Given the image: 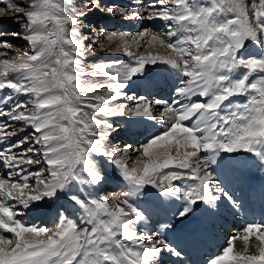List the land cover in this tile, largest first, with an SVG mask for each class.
Returning a JSON list of instances; mask_svg holds the SVG:
<instances>
[{
  "label": "snow or ice",
  "instance_id": "6c2138e0",
  "mask_svg": "<svg viewBox=\"0 0 264 264\" xmlns=\"http://www.w3.org/2000/svg\"><path fill=\"white\" fill-rule=\"evenodd\" d=\"M85 7L126 20H162L165 31L100 29L107 41H119L115 51L129 61L86 64L90 51L105 45L86 43L82 29L88 13L73 6V0H29L27 6L9 0L7 9L19 14L11 19L24 29L22 39L29 50L0 59V91L10 90L0 97V167L8 170L0 178V264H159L163 252L179 259L183 253L162 232L155 233L156 239L137 232L145 214L133 199L151 186L182 202L175 215L183 219L200 202L216 208L221 197L239 206L212 170L222 154L248 153L264 171V0H136L126 7L86 0ZM4 14L0 9V16ZM8 35L21 33H0ZM249 42L259 49L258 56L245 54ZM155 46L170 54H141L142 48ZM11 47L0 39V49ZM8 55L0 51V57ZM157 63L178 72L175 98L168 102L129 96L124 91L128 82L147 64ZM100 77L106 81L90 79ZM122 97L139 103H112ZM154 105L161 106L156 111L163 133L122 150L139 154L136 166L128 167L119 151L102 148L113 125L96 114L127 113L156 121ZM13 122L22 125L13 128ZM23 128L31 131L11 139ZM92 154L108 157L127 183L126 191L112 194L118 204L70 195L80 209L79 224L61 213L55 229L25 225L16 218L9 201L28 208L31 201L54 197L73 183H101ZM41 164L45 166L34 172L24 167ZM14 175L19 179L13 180ZM252 237L258 254H248ZM236 240L244 242L242 250L234 251ZM208 264H264V224L246 225L229 237Z\"/></svg>",
  "mask_w": 264,
  "mask_h": 264
},
{
  "label": "bare ground",
  "instance_id": "6f19581e",
  "mask_svg": "<svg viewBox=\"0 0 264 264\" xmlns=\"http://www.w3.org/2000/svg\"><path fill=\"white\" fill-rule=\"evenodd\" d=\"M134 1L136 2V0ZM158 21L162 20H151L154 30ZM139 22L143 24V27L146 24L149 25L147 20H140ZM129 27H134L137 31V24H130ZM147 84L148 89L145 83L141 82V79H134L131 82V87L142 86L143 92H153V89L157 87H165L164 80L159 77L150 78L147 80ZM164 95H168V92L165 91ZM147 99L149 100L148 97ZM233 99L243 100L244 98L236 97ZM132 124L130 127L132 131L127 130L130 134L132 133L131 138L139 137L138 131L140 132L145 126H150L147 136L155 135L158 132L163 133L158 121L147 117H137ZM175 170L170 169L168 171ZM212 170L214 175L218 177L221 187L230 192L239 202L238 207H234L221 197L216 202V208H210L207 203L200 202L194 207V211L190 215L178 219L175 213L182 207V202L174 198H166L156 188L149 187L147 193L138 199L144 210L145 219L137 224V232L150 233L152 239H156V232H162L167 241L183 253V256L178 259L168 252H163L159 264H208L209 258L218 255L222 248L227 245L228 238L237 235L245 227L240 217L250 195L255 194L258 199L264 196V171H261L259 164L252 155L243 152L227 154L226 156L222 154L221 158L212 165ZM251 176L254 177L253 180L250 179ZM174 183L179 182L174 181ZM252 188L254 189L252 190ZM248 192L250 193L249 196L246 195ZM45 199L48 201L50 199L54 204L59 203V207L63 204L69 205V202L60 194H56L54 197H46L39 201L37 208L30 207L29 209L30 216L34 217L35 220L54 217V207L48 205ZM199 208H201L200 211ZM165 223L170 224V227L161 230L160 226ZM257 224H264V216L258 218ZM231 228L233 229L231 230ZM233 243L234 251L242 250L244 247L242 240H236ZM249 244L257 247V241L254 237L249 240ZM248 254H258V248L249 251Z\"/></svg>",
  "mask_w": 264,
  "mask_h": 264
},
{
  "label": "rangeland",
  "instance_id": "374dc122",
  "mask_svg": "<svg viewBox=\"0 0 264 264\" xmlns=\"http://www.w3.org/2000/svg\"><path fill=\"white\" fill-rule=\"evenodd\" d=\"M122 1H124V2H122ZM8 2H9V0H0V9L5 10V14L3 16H0V33H11V32H20L21 33V36H16V37H13L11 35L0 37V39H6V40H8V42L11 45H13V47H11V48L0 49V51H5V52L9 53L8 56L0 57V59L6 58V59L11 60L17 56H23L24 52L26 50H29V49H28L27 42L24 39H22V36L24 34V29H22L18 23L13 22V20L11 19V17L17 16L19 14L16 13L14 10L7 9V3ZM10 2L27 6L29 3V0H10ZM102 2L104 3L105 6L120 5V6L126 7L128 5H134L135 4L134 0H102ZM123 3H124V5H122ZM245 3H250V0H245ZM85 4H86V0H73V6H75L77 9H83L85 12L88 13L83 18L84 19L83 20L84 28L82 29V33L87 37L86 43H88L92 46H95L98 44L105 45V47L102 49L96 48L94 51H90L89 55L87 56V58L85 60L86 64H96V63H101V62H105V61H120V62H128L129 61V57H127L122 51H115V49L117 48V45L119 44V41L118 40L112 41V42L107 41L106 34L100 32V29H107L109 31H117V32H128V33H133V34L140 32V31H143L145 29H148L150 32H153V33L165 31V28H164L165 22L164 21H158L159 24L157 23V25H156V27L157 26L158 27L155 28V30H154V28L152 27L153 24H151V21L147 20V22L150 25L146 24L143 27V24H141L139 22L140 20L139 21L138 20L135 21V19L126 20L123 17L108 15L106 13L99 11V10L89 12L88 8L85 7ZM96 12H98L99 15H97ZM154 20H157V19H154ZM130 24H133V25L137 24V31L134 27H129ZM161 24H163V25H161ZM128 28H130V30ZM93 29H96V31L94 32ZM173 40H175V37H173ZM148 52H151L153 55L168 56L167 54H168L169 50L160 48L159 46H155L153 48H147V49L142 48L141 49V54L146 55ZM169 54H170V52H169ZM245 54L247 56L256 57L259 55V49L256 48V46L253 43L249 42L247 44ZM169 69H172L171 66L167 65V64H163V63H157L154 65L153 64H147L145 66L143 73L140 75H137L135 77H143V76L148 77L151 73L155 72L159 76L163 77L164 81L168 85V88H167L168 94L169 95L173 94L171 96L175 97V91H176L177 87L175 88L173 86H170V83L174 82V81L177 82V78L180 80V77H178V75H171ZM242 71H244V70L243 69L239 70L237 74H239V72H242ZM173 73L175 74V72H173ZM135 77H133V78L134 79H142V78H135ZM90 79H92L93 82H100V83H104L106 81V78H104V77L90 78ZM133 80H130L128 82V86L124 89V91L129 96L145 97L144 94H141V92L138 91L140 89V87L138 89H136V88L132 89L130 87V82H132ZM9 91L10 90H6V91L3 90L0 97L6 95L7 92H9ZM101 91L103 92L104 90H101ZM162 95H164L163 91H160L157 94L156 93L152 94L151 98L149 100H163L164 101V98L162 97ZM17 98L18 99H26L25 96H19ZM234 98H236V97H234ZM198 99H200V98H198ZM166 101H168V100H166ZM112 103L124 104V105L131 107V106L135 105L136 103H139V101H138V99L128 100L126 97H122L121 99L113 101ZM160 107H159V105H154L153 106V112H154V114H157V120L156 121H158L159 125H161V127L164 131L165 129H164L163 125L159 122L160 118H159L158 113L156 111ZM98 115L99 116H95L96 119H100V120L106 119L110 124L113 125V128L110 130V135L102 144V148L104 150H107V151H112V150L119 151L121 156L125 157L128 167L136 166L135 161H136L137 156L139 154L136 152H133L132 149L129 150L128 154H124L122 151L123 147L125 145H132L133 148H135L136 146L141 145V144H143L149 140L143 135L140 136L141 138L137 137V138L130 139L132 133L130 134V132H127L126 129L128 128V126L131 122L133 123V121H135V116H130L127 113H124L123 115H116V116H110V117H104L101 114H98ZM136 119H137V116H136ZM13 124L16 125L15 128H20L22 125V122H13ZM30 131H31V129L23 128L18 133V135L12 137L11 139H13V138L19 139L20 136L27 135ZM129 131H132V129L130 128ZM153 137H155V136H153ZM16 151H19V149H16ZM92 159H94L96 161L97 169L102 174L104 181H102L99 184H95V185H80V184L73 183V184L69 185L67 190L61 191L63 195H67V200L70 201V203H72L75 206L74 209H69V207L66 205H62V207H58L59 203H55V204H57V205H55L54 202L50 201V199H49V201H48V199H45L47 204L49 202H51L52 203L51 206H53L56 210L55 211L56 212L55 217H52L53 221L48 222V220L47 221L35 220V219H32L34 217H32V216L30 217V215H31V214H29L30 207L31 208H37V206L33 207L35 205V203H34L35 201H31L28 208L22 207L23 205L19 204L16 201H13V202L9 201L14 206V210L18 212V216L16 218L20 219L25 225H34V226H39V227H45L48 229H55L56 225L59 223V218H60L61 213H63V215L66 218L73 220L79 224L80 209L71 199H69L70 195H76L78 197L93 196V197H97V198H106L110 204H118L119 201L113 200L112 194L113 193L119 194L120 192L127 190V187H124V185H125L124 179L121 175L120 170L117 169L116 166L111 162V160L106 156L94 154V156H92ZM140 159L144 160L146 158L140 157ZM44 166L45 165H42V164L41 165H24L25 169H27L28 171H33V172L37 168L44 167ZM7 171H8L7 169L0 167V178H6ZM166 171H168V169ZM113 175L116 176L119 180L111 179L112 180V181H110L111 184H109V182H107V180L110 177H112ZM13 178H15V179H13ZM12 179L18 180L19 177L14 175L12 177ZM113 181H118V184L115 186ZM31 183H34V180H32ZM105 185H107V187H105ZM147 188H148V186L145 187V189L143 191V195L146 194ZM57 194L59 195L60 193H57ZM143 195L139 196L138 198L143 197ZM137 201H138V199L134 198L132 202L134 203V205L136 207L139 208V203ZM29 220H32L33 223H30L31 221L27 222ZM256 248L257 247H255V246L253 247L250 245L249 251H251V250L254 251Z\"/></svg>",
  "mask_w": 264,
  "mask_h": 264
}]
</instances>
